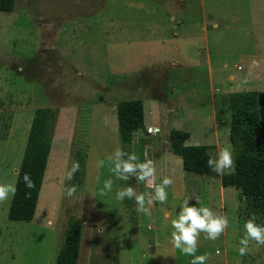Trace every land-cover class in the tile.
Instances as JSON below:
<instances>
[{
    "label": "rangeland",
    "instance_id": "rangeland-1",
    "mask_svg": "<svg viewBox=\"0 0 264 264\" xmlns=\"http://www.w3.org/2000/svg\"><path fill=\"white\" fill-rule=\"evenodd\" d=\"M254 52L264 60V0H14L12 12H0V183L15 185L34 109L54 107L59 116L33 219H8L12 196L0 203V264H55L70 216L82 221L78 264H190L192 257L170 242L171 219L185 199L229 220L215 241L200 233L197 254H208L206 264H264V245L252 241L247 255L238 252L249 219L240 189L223 187L217 173L185 172L168 143L172 128L190 133L188 145L212 141L216 89L230 91L234 79L245 84L238 92L264 89L245 83ZM129 66L141 68L122 75ZM236 93L223 97L229 110L218 114L227 124ZM136 98L144 124L130 152L140 162L149 156L154 184L162 182L163 166L173 179L166 203L155 202L151 216L115 193L152 189L135 177L117 179L107 163L97 167L123 148L116 105ZM148 126L159 131L149 134ZM227 129L218 142L234 159ZM76 161L79 171L69 180ZM109 178L112 191L102 192ZM72 185L77 190L68 197Z\"/></svg>",
    "mask_w": 264,
    "mask_h": 264
},
{
    "label": "trees",
    "instance_id": "trees-1",
    "mask_svg": "<svg viewBox=\"0 0 264 264\" xmlns=\"http://www.w3.org/2000/svg\"><path fill=\"white\" fill-rule=\"evenodd\" d=\"M14 0H0V12H12ZM118 132L125 150L130 152L134 132L144 124V104L141 98L122 100L116 105ZM231 119L229 142L234 149L233 170L220 175L223 187L240 189L246 200L248 218L264 220V90L254 93L237 92L230 101ZM59 110L54 107L34 109L17 171V191L11 198L7 217L11 221L30 222L35 214L38 196L58 120ZM190 133L172 128L168 134L170 151L181 158L182 168L196 175H214L207 166L210 154L205 145H188ZM48 168V167H47ZM30 173L35 187L28 189L24 173ZM82 238V221L70 216L65 240L55 264H78Z\"/></svg>",
    "mask_w": 264,
    "mask_h": 264
},
{
    "label": "clouds",
    "instance_id": "clouds-1",
    "mask_svg": "<svg viewBox=\"0 0 264 264\" xmlns=\"http://www.w3.org/2000/svg\"><path fill=\"white\" fill-rule=\"evenodd\" d=\"M159 129L148 128L149 134L158 132ZM109 165L110 172L119 180L127 182L135 177L137 181L144 182L152 191L137 193L132 186L120 188L115 193V198L119 201L125 199L134 200L136 211L146 216H151V207L155 202L166 203L168 192L166 189L173 184V179L165 176L160 184H154L156 169L153 162L145 154L144 161L140 162L138 155L133 151L129 152L122 147H117L113 153L105 159L97 162L98 168H103L105 164ZM234 165L232 151L228 147H218L215 156H210L207 160V166L218 175L225 174ZM80 165L76 161L68 172V179L79 171ZM23 181L25 187L32 189L35 183L30 173H24ZM113 180L111 178L104 180L102 192H111ZM76 186L72 185L66 189L68 197L76 193ZM17 188L14 184L0 183V203L5 202L10 196L14 197ZM199 203V201H197ZM180 211L175 218L171 219L170 242L174 248L179 249L184 256L192 257L190 264H206L209 259L208 254H197L198 238L200 233H205V239L217 240L229 225L226 216L219 215L208 206L190 205L189 199L183 200L180 204ZM257 217L253 215L245 224V235L241 237L238 248L240 256L247 255L250 251V242L254 241L257 245H264V225L258 224ZM151 227V225H149Z\"/></svg>",
    "mask_w": 264,
    "mask_h": 264
},
{
    "label": "crops",
    "instance_id": "crops-1",
    "mask_svg": "<svg viewBox=\"0 0 264 264\" xmlns=\"http://www.w3.org/2000/svg\"><path fill=\"white\" fill-rule=\"evenodd\" d=\"M174 35H176V34H174ZM251 57H252V59H251V62L249 64L250 67L248 68V72H247V78H246L247 81L245 80V83L249 87L254 86L253 85L254 83H256L255 86H261L262 87L264 85V60L262 58V55H260V53H258V52L252 53ZM133 68H134L133 71H136L141 67H139V68L136 66H132V68L130 66L129 67H122V69H120V71H122V75H125L128 72H133V71H130ZM209 70L212 71L211 68ZM230 79H232V76L230 77ZM233 82H234L233 86L235 84V87H233V89H231L230 91L227 89L226 93H224V94L220 93V94L215 95L216 93L219 92V90L216 89V91H214V96L212 99V116H210V120H212L213 138H212V141H210L211 143L208 142L205 144L208 152L210 150H215L217 152V148L220 147V142H218V140H220V135L224 134V132L222 130L223 126H228V129H227L225 135L229 134V124L225 123V119H221L222 116L220 115V117H219L218 114L222 113L226 109L229 110L227 105L224 103L225 98H223V97L229 96L231 93L238 92V90H236L237 86L245 85L244 83L243 84L240 82L237 83V80H235V79ZM230 85L231 84H229V87H232ZM240 90L244 91V89H240ZM262 90H264V89H262V88L259 89V91H262ZM241 91H239V92H241ZM171 109L173 112L176 111V108H174V107H172ZM154 111H155V109L152 108L151 115L155 114ZM186 116H196L202 122H204L205 118H206V117H204V114H201V113H198V114L186 113ZM184 118L189 119L191 117H185L184 116ZM219 119L221 120V123H219ZM148 127H151V126H148ZM162 168H163L162 169L163 178L165 176L171 177V173L169 170L170 166L169 165L167 167L163 166Z\"/></svg>",
    "mask_w": 264,
    "mask_h": 264
},
{
    "label": "built area",
    "instance_id": "built-area-1",
    "mask_svg": "<svg viewBox=\"0 0 264 264\" xmlns=\"http://www.w3.org/2000/svg\"><path fill=\"white\" fill-rule=\"evenodd\" d=\"M149 128H151V127H149ZM155 129H157V128H155ZM148 158H149V156H148Z\"/></svg>",
    "mask_w": 264,
    "mask_h": 264
}]
</instances>
